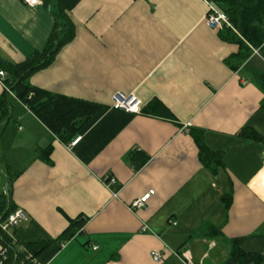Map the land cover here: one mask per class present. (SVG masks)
Returning a JSON list of instances; mask_svg holds the SVG:
<instances>
[{"label":"crops","instance_id":"obj_1","mask_svg":"<svg viewBox=\"0 0 264 264\" xmlns=\"http://www.w3.org/2000/svg\"><path fill=\"white\" fill-rule=\"evenodd\" d=\"M40 1L33 8L0 0L1 59L19 64L46 48L55 0ZM213 1L81 0L69 13L75 39L29 80L100 106L69 144L9 97L10 115L0 125V196L10 166L19 174L12 200L28 215L17 241L49 243L39 264H182L175 253L185 252L197 264H239L236 248L259 258L247 264H264V60L254 53L231 70L226 59L238 46L207 25ZM4 91L0 85V100ZM117 92L137 96L143 112L113 109ZM151 105L156 112L147 111ZM191 129L222 152L216 172L201 161ZM244 129L262 141L240 137ZM134 155L148 160L136 168ZM150 191L143 207L130 208ZM80 216L88 219L83 229L59 240L68 219Z\"/></svg>","mask_w":264,"mask_h":264},{"label":"trees","instance_id":"obj_2","mask_svg":"<svg viewBox=\"0 0 264 264\" xmlns=\"http://www.w3.org/2000/svg\"><path fill=\"white\" fill-rule=\"evenodd\" d=\"M80 1L55 0L52 9L55 29L42 52L34 53L26 61L19 64L0 58V70L6 73V85L9 90L64 144L71 142L93 116L99 112L100 106L83 100L54 95L32 86L29 80L35 73L49 67L59 52L75 39L76 27L69 13ZM213 2L217 10L229 18L231 24L230 27L220 31V38L224 42L238 46V52L226 59V63L231 70L238 71L255 52L264 60V0H214ZM261 81L264 85V71ZM10 96L7 91H4V95L0 100V125L10 115ZM154 105H151L147 111L153 109L156 112ZM190 134L199 147L201 161L213 172H216L222 163V152H215L208 148L202 131L191 129ZM239 136L253 141H262L261 136L252 129H244ZM49 156V154L45 155L46 161H49ZM131 160L136 168H140L148 158L145 157V159L140 160L134 155ZM7 170L9 184L6 193L0 196L1 220L7 219L17 209L12 200V186L14 178L19 174L14 173L10 166ZM231 199V194L226 196L224 200L227 205L230 204ZM87 222L88 219L81 216L75 219L69 218L68 226L59 237V240L65 242L71 240L83 229ZM7 239V236L0 231V245H8L9 254L12 257L15 249L14 246L7 244ZM239 242L240 240H237L235 244ZM48 245L49 243L45 242L39 245L27 246V248L37 258L39 253ZM233 256L239 264L259 260L257 256L246 254L240 248L234 250Z\"/></svg>","mask_w":264,"mask_h":264},{"label":"built area","instance_id":"obj_3","mask_svg":"<svg viewBox=\"0 0 264 264\" xmlns=\"http://www.w3.org/2000/svg\"><path fill=\"white\" fill-rule=\"evenodd\" d=\"M24 4L29 7H38L42 4L40 0H21ZM207 25L214 30H222L226 27H230L229 18L221 13L217 8L213 5L209 7V12L207 15ZM257 53V52H256ZM6 73L3 70H0V85L3 86L4 90L7 91L11 96L15 97L9 88L6 85ZM112 108L118 111H123L129 114H141L143 111V103L142 101L135 95H127L122 92H117L112 97ZM81 137H78L74 140L71 146L76 145ZM105 183L109 189L113 191V194L117 196L119 189H117L118 183L117 181L108 176L105 178ZM6 193V192H5ZM154 194V191H150L148 194L143 196L142 198L134 201L130 208L132 210H138L145 205L151 195ZM28 221V215L26 211L21 208H17L14 212H12L7 219H0V231L7 236V244L10 246H14V255L11 257L9 254L8 245H2L0 248V264H39L37 258L34 254L27 248V246L20 244L15 236V230L24 222ZM98 247H95V250ZM176 256L179 257L182 264H197L191 255L187 252L185 253H175ZM165 254L160 252H153L152 258L156 262H162L165 259Z\"/></svg>","mask_w":264,"mask_h":264},{"label":"rangeland","instance_id":"obj_4","mask_svg":"<svg viewBox=\"0 0 264 264\" xmlns=\"http://www.w3.org/2000/svg\"><path fill=\"white\" fill-rule=\"evenodd\" d=\"M255 54H258V53L255 52ZM258 55H259V54H258ZM10 102H13V100L11 99ZM14 127H15V126H14V123L11 122V123H10V128H9V129L12 130V129H14ZM0 151H1V148H0Z\"/></svg>","mask_w":264,"mask_h":264}]
</instances>
